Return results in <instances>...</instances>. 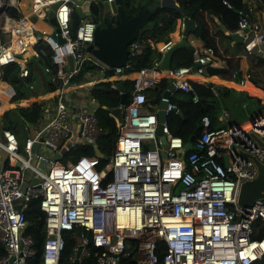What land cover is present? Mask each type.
Returning a JSON list of instances; mask_svg holds the SVG:
<instances>
[{"label": "built area", "instance_id": "1", "mask_svg": "<svg viewBox=\"0 0 264 264\" xmlns=\"http://www.w3.org/2000/svg\"><path fill=\"white\" fill-rule=\"evenodd\" d=\"M22 1L12 3L21 12L19 17H10L5 11L0 15V33L6 37L0 40V116L3 104L15 94L2 78V66L17 62L20 77L28 76L26 56L38 58L34 44L39 40L52 50L58 86L47 93L54 104H45L42 119L25 138L22 149L26 155L16 134L0 127V151L5 154H0V243L4 247L0 264H28L35 254L34 239L25 232L26 210L32 200L38 201L44 217L41 264H59L67 234L72 246L66 264H122V257L130 253L136 264H156L160 241L165 244L163 264H264V197L248 205L238 204L242 182L258 174L256 162L242 152L264 163V146L251 135L264 140V110L227 128H210L209 116L203 115L200 134L182 155L178 149L186 141L170 131L166 120L169 112L179 111L171 95L191 90L189 77L203 72L215 48L193 49V61L188 65L162 69L159 61L130 72L134 73L133 88L126 103L115 106L121 109V117L109 112L117 130L111 156L104 163L96 153L65 158L79 146L97 145L103 128L96 115L95 84L109 80L110 87L121 94L114 80L130 74L124 71L129 60L123 66H110L86 49L93 42L98 21L81 17L75 30L70 27L72 12L84 0H27L26 7ZM243 1L246 9L239 10L235 32L243 36L248 53H262L255 38L264 31V20L251 15L258 0ZM55 2L59 31L52 35L54 27L46 14ZM32 14L36 20L44 19L41 21L50 29L37 27ZM183 26L182 20L181 29ZM175 41L171 37L157 47L163 54ZM142 46L138 39L133 40L128 58L140 53ZM86 60L96 67L73 80ZM195 63L199 64L196 68ZM157 73L167 81L152 104L166 103L161 122L167 143L165 157L160 155L163 148L157 134L159 108H152L146 92L158 82ZM237 79L244 82L242 76ZM26 85L33 88L31 82ZM211 89L217 93L216 87ZM24 99L15 103L23 105ZM224 114L229 113L225 110ZM67 139L75 144L61 159L52 160ZM41 148L50 149V156ZM40 160L45 170L40 168Z\"/></svg>", "mask_w": 264, "mask_h": 264}, {"label": "trees", "instance_id": "2", "mask_svg": "<svg viewBox=\"0 0 264 264\" xmlns=\"http://www.w3.org/2000/svg\"><path fill=\"white\" fill-rule=\"evenodd\" d=\"M5 8V14L10 17H19L21 12L17 10L16 6L11 4L9 0ZM176 0L181 7L183 13L179 10L170 7H162L159 2L154 0H120V6L123 7L127 17L137 13L140 9L148 7L151 10V25H144L140 31L137 39L142 43V50L140 53L130 56L129 66L124 69L125 73L137 71L142 67H153L161 60L162 52L158 49L157 44L159 41H165L175 34L180 33L181 21L184 15L192 18L196 23V30L194 35L202 40L206 46H215V34H223L224 37L231 39L229 34L224 33L219 27L222 24L226 30L234 32L237 29L239 10L246 9V4L243 0ZM264 7V0H258L251 13L252 17L260 21V12ZM99 13V6L96 3L91 5L90 18L98 21L97 15ZM259 13V14H257ZM217 18V21L215 20ZM81 17L74 10L70 18V27L75 30L76 26L80 23ZM219 23V24H218ZM103 24V23H101ZM212 29H217V32ZM216 32V33H215ZM1 41L6 37L0 33ZM34 48L39 51L38 59L46 67L49 68L48 74L50 78L45 79L46 91L49 92L58 86L57 80L54 79L56 67L52 63L51 55L52 50L50 46L44 41L39 40L34 44ZM193 61V50L188 47H181L175 50L172 56L171 67L180 65H188ZM29 68V75L20 77V65L17 62H10L2 66V78L13 86L15 94L12 97L15 102L17 99L25 98L28 95L29 88L26 83H30L33 79L34 68L38 69L37 65L27 64ZM96 65L92 61L86 60L80 71L72 77L73 80L81 79L85 70L93 69ZM258 68V64L255 63ZM39 70V69H38ZM207 72H217V69L207 67ZM108 74H112L109 71ZM45 77V75H44ZM46 78V77H45ZM120 80V79H119ZM118 80H114L117 83ZM162 81L166 84V79ZM111 81L105 80L95 84L94 94L99 100V106L96 109L99 125L103 128V132L98 137L96 143L101 153L106 155L102 158L101 162L104 163L109 158L114 149V142L117 135L116 124L109 111L108 107H115L120 103L121 94L117 89L110 87ZM128 96L133 88V79L126 78L123 80ZM192 96L187 91L177 90L171 95V100L176 103L181 113L171 111L166 115V120L170 131L173 134L179 135L183 140L189 137L195 141L196 137L200 134L202 129L201 118L203 115H208L210 118V128L219 126V112H220V96L228 90H223L216 87L214 93L211 86L205 82L197 80H190ZM30 89V88H29ZM147 92V91H146ZM241 93L240 98L237 100L236 108L249 98ZM148 96V93H147ZM48 99V98H47ZM46 99V100H47ZM156 98L151 102L155 103ZM43 99H36L28 105H15L3 111L0 121V127L10 129L13 131L19 141V147L23 146L25 138L27 137V129L25 124L36 125L42 119L45 104L42 103ZM261 110H264V104L257 103ZM256 105V104H255ZM253 106H250L252 108ZM255 107V106H254ZM239 111V110H238ZM76 158L82 154L92 155L95 149L92 145H82L73 149ZM28 224L25 232L32 235L34 239L35 254L28 259V264H41L42 244L45 236L44 231V217L43 213L38 207V201L32 200L26 210ZM260 237V235L258 236ZM127 240H131L127 238ZM72 246V238L69 234L66 235L65 246L61 252L59 264H66L67 258ZM165 249L163 241L158 242L157 256L158 261L156 264H163L162 257ZM4 247L0 243V255L3 254ZM260 262V261H258ZM255 263V264H258ZM122 264H136L134 254L130 253L122 257Z\"/></svg>", "mask_w": 264, "mask_h": 264}, {"label": "water", "instance_id": "3", "mask_svg": "<svg viewBox=\"0 0 264 264\" xmlns=\"http://www.w3.org/2000/svg\"><path fill=\"white\" fill-rule=\"evenodd\" d=\"M101 0L98 1V3ZM107 1V0H102ZM159 2V5L162 7H170L174 8L176 10H179L181 13H183L181 7L176 2V0H154ZM96 3V4H98ZM58 2H55L51 4V6L47 9L46 14V20L49 22V24L54 27V31L52 32V35H55L56 31H59V26L55 18V9L57 7ZM93 4L92 0H84L81 7H77L75 10L80 15V17L84 18L86 14L91 13V5ZM7 2L0 0V13H3L5 11ZM110 9L108 10L110 13V17L107 19V21L104 24H101L100 21L96 24L94 28V38L93 42L88 44L86 49L89 50L97 59L102 61L103 63L110 65V66H123L125 65L128 54H129V44L137 39L139 35L140 29L144 25H151V10L146 7L143 9H140L137 13L134 15L127 17L124 9L122 6H120V0H113L112 2H109ZM102 15V12L100 13ZM32 20H36L37 16L35 14L31 15ZM184 26L181 31V38L178 41H175L169 48H167L161 57V60L159 62V67L162 69H168L171 66L172 62V56L175 50L181 47H188L193 50V46L188 41V35L190 32L196 30V23L195 21L190 18L189 16L184 15L183 18ZM221 29H225L223 25H220ZM247 27L244 28L245 31H247ZM231 37L234 40L242 41L243 36L240 35L237 32L231 33ZM59 37V36H58ZM60 38V37H59ZM20 57L23 56V54L19 55ZM69 60V68L72 67V56H68ZM26 64H33L37 65L39 69L47 76V78H50V75L48 74V71L43 63L40 62V60L29 54L26 56ZM199 64L195 63L193 65L194 68H196ZM117 87L121 91V103H126L128 98V93L126 91L125 85L123 84L122 80L117 81ZM166 92V91H165ZM189 94L193 95V92L191 90L188 91ZM239 94L233 90L230 89L227 95H221L220 101L223 104V107L228 111L229 118L228 122L230 124H240L245 119L243 117L239 116L235 109V101L237 100ZM44 103V101H42ZM166 106L165 102H160L158 106L152 105L153 109H158V116H159V126L157 129V134L159 135L160 142L162 144V150L160 151V155L162 157L166 156L165 148L167 146L165 135L161 131V122L165 118V111L164 107ZM106 109L116 115L118 118L121 117V109L119 107H108L106 106ZM178 113H181L178 111ZM256 113L254 110L250 117H253V115ZM251 135L254 139L258 141L259 144L264 146V140L257 136L255 133L251 132ZM192 138L189 137L183 148L178 149V154L182 155L183 152H187L192 147ZM75 142L71 139H67L65 143L63 144L60 152L55 153L51 158L52 160L61 159L62 154L68 153L70 150V147L74 145ZM95 153L102 156V158H106V155L101 153L98 146H94ZM246 156L251 157L258 166V174L253 178L249 180H244L240 186L239 192H238V204L241 206L251 204L255 198L264 197V163L259 162L255 156L245 153ZM18 164V163H17ZM39 166L41 169L45 170L44 161H39Z\"/></svg>", "mask_w": 264, "mask_h": 264}, {"label": "crops", "instance_id": "4", "mask_svg": "<svg viewBox=\"0 0 264 264\" xmlns=\"http://www.w3.org/2000/svg\"><path fill=\"white\" fill-rule=\"evenodd\" d=\"M9 1L11 4L15 2V0H9ZM256 4H258V2ZM90 16H91V13L86 14L85 18H90ZM258 16L260 17V20H264V7L262 8L260 15ZM215 20L217 21V18H215ZM212 30L213 32L214 31L217 32V29H212ZM221 30L224 33L229 34V35L235 32V31L230 32L226 29L224 30L221 29ZM181 31L182 29L180 30L179 34L174 35V39L176 41L180 40ZM215 37H216L215 46H213L215 48V55L213 59L204 66L202 73H199V74L194 73L189 77V79L197 80L200 82H205L211 87L212 86L220 87L223 90L227 88L228 90L226 91V93L223 92L222 95H227L230 89H233L239 94L237 100L240 98V95H241L239 90L243 91V94L246 95L247 97L249 96V98H247L241 104V106H238V108H236V103H237V100H236L234 104L235 109H236L237 114L243 117V119H245V115H248V117H250L251 113L254 110L256 112L261 110L260 107L257 106L258 99H260L261 104H264L262 102V98L264 99V41H263L264 31L256 34V38H255V40L259 42L257 46L258 48L262 49V53L258 52V50L248 53L244 47V40L237 41V40H234L232 37L231 39H228L224 37L223 34L221 35L215 34ZM187 39L189 43L193 46V49L202 48L206 46L203 44L202 40H200L198 37L194 35V31L189 33ZM161 42L162 41H159V43ZM255 63L258 64L259 66L258 68L255 67ZM207 67L217 69L218 71L217 72H207L206 71ZM38 69H35L33 71L32 81H34V79L40 80L41 83L42 84L44 83L45 85V79H48V78L40 69L39 70ZM44 75L46 78L44 77ZM133 76H134V73H130L127 75H120L117 77V79H120L123 81L126 78L132 79ZM157 76L159 77L158 82L155 83L153 86L149 87V89L147 90L150 105L154 104L153 102H151L152 99L153 100L155 98L157 99L158 94L160 93L162 88L165 87V85L167 84V81H166V84L162 81L163 77H161V74L157 73ZM240 76L244 77L243 83H240L237 79ZM44 88H46V85ZM47 93L48 92L45 91L43 94H41V96H39L40 94H35V95L26 96L25 99L21 98V99H24L23 105H28L30 102L36 99H43L44 101L43 104H47L48 99H49V98L47 99ZM37 96H39V98H36ZM220 104H221V107L223 108V111H222L223 117L227 119V122H228L229 114L228 115L224 114V111L226 109L223 107V104L221 102ZM3 105H6V107L3 108V111H4L6 109L14 107L17 104L14 101L13 102L7 101ZM250 106H253V107L250 108ZM1 119L2 117L0 116V121ZM25 125H28V124H25ZM34 127L36 126L33 124L28 125V128L26 130L27 135L29 132H31L34 129ZM0 154L2 157L5 155L3 151H0Z\"/></svg>", "mask_w": 264, "mask_h": 264}, {"label": "rangeland", "instance_id": "5", "mask_svg": "<svg viewBox=\"0 0 264 264\" xmlns=\"http://www.w3.org/2000/svg\"><path fill=\"white\" fill-rule=\"evenodd\" d=\"M3 1H5V0H3ZM98 6H99V13H98V15H97V19H98V21H100V23H105L106 21H107V19L110 17V13H109V9H110V7H109V3L107 2V1H100L99 3H98ZM102 12V15L100 14ZM1 19V18H0ZM41 20H44V19H41ZM1 38V37H0ZM34 70H35V68H34ZM31 83L33 84V88H27L28 89V95L27 96H29V95H35V94H40L39 96H41V94H43L45 91H46V88H44L45 87V85H44V83L42 84L41 83V81L40 80H36V79H34V81H31ZM44 85V86H43ZM39 96H37L36 98H39ZM11 100H14L13 98H11L10 99V101ZM7 102V101H6ZM219 102H221L220 100H219ZM48 103L50 104V105H53L54 103H53V101L52 100H50V99H48ZM222 103V102H221ZM220 104V103H219ZM222 111H223V108L221 107V104H220V112H219V126L218 127H224V128H227L228 126H229V122H227V119H225L224 117H223V114H222ZM248 117V115H245V118H247ZM32 132V131H31ZM21 152L24 154V155H26V153L23 151V149H22V146H21ZM41 152L44 154V155H48V156H50V154H51V150L50 149H48V148H41ZM75 156V152H69L68 153V155H66V157L65 158H70V159H72L73 157ZM33 162L35 161V159H33L32 160ZM47 164H49L48 162H47ZM33 179V178H32Z\"/></svg>", "mask_w": 264, "mask_h": 264}, {"label": "bare ground", "instance_id": "6", "mask_svg": "<svg viewBox=\"0 0 264 264\" xmlns=\"http://www.w3.org/2000/svg\"><path fill=\"white\" fill-rule=\"evenodd\" d=\"M28 5L27 0L22 1V6L26 7ZM37 27L44 29L45 31H48L50 29V26L47 25L46 23L42 22L41 20H36L34 23ZM6 105H3V108H5Z\"/></svg>", "mask_w": 264, "mask_h": 264}, {"label": "clouds", "instance_id": "7", "mask_svg": "<svg viewBox=\"0 0 264 264\" xmlns=\"http://www.w3.org/2000/svg\"><path fill=\"white\" fill-rule=\"evenodd\" d=\"M188 92V91H187ZM248 118V117H247ZM246 119V118H245Z\"/></svg>", "mask_w": 264, "mask_h": 264}]
</instances>
